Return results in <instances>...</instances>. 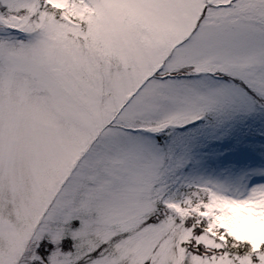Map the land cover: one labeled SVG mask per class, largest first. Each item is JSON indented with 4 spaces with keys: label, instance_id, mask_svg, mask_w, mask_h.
I'll return each mask as SVG.
<instances>
[{
    "label": "snow or ice",
    "instance_id": "1",
    "mask_svg": "<svg viewBox=\"0 0 264 264\" xmlns=\"http://www.w3.org/2000/svg\"><path fill=\"white\" fill-rule=\"evenodd\" d=\"M0 264H264V0H0Z\"/></svg>",
    "mask_w": 264,
    "mask_h": 264
}]
</instances>
